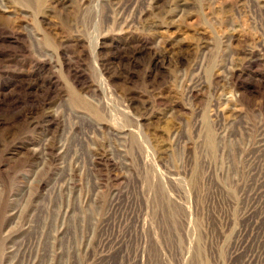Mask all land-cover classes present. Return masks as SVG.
I'll list each match as a JSON object with an SVG mask.
<instances>
[{
    "label": "rangeland",
    "instance_id": "rangeland-1",
    "mask_svg": "<svg viewBox=\"0 0 264 264\" xmlns=\"http://www.w3.org/2000/svg\"><path fill=\"white\" fill-rule=\"evenodd\" d=\"M0 264H264V0H0Z\"/></svg>",
    "mask_w": 264,
    "mask_h": 264
},
{
    "label": "bare ground",
    "instance_id": "bare-ground-1",
    "mask_svg": "<svg viewBox=\"0 0 264 264\" xmlns=\"http://www.w3.org/2000/svg\"><path fill=\"white\" fill-rule=\"evenodd\" d=\"M251 57V56H250Z\"/></svg>",
    "mask_w": 264,
    "mask_h": 264
}]
</instances>
